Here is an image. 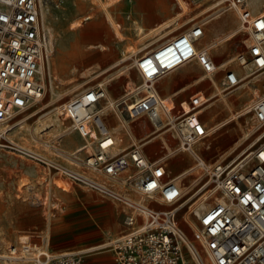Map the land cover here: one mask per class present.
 I'll list each match as a JSON object with an SVG mask.
<instances>
[{"label":"built area","instance_id":"1","mask_svg":"<svg viewBox=\"0 0 264 264\" xmlns=\"http://www.w3.org/2000/svg\"><path fill=\"white\" fill-rule=\"evenodd\" d=\"M65 2L0 0V124L4 125L0 140L53 85L54 76L45 66L55 44L44 9L62 7ZM218 6L220 14L235 11L240 28L249 36L246 49L233 59L240 67L250 66L263 75L261 95L245 108V113L253 112L258 126H262L264 7L255 10L251 0H221ZM206 23H193L134 61L145 81L137 91L141 97L131 93L121 99H107L106 87L98 82L60 105L59 115L66 125L63 132H78L84 139L83 147L68 158L72 165L10 139L4 144L122 208L125 229L106 244L118 264H188L191 258L198 264H264V142L238 160L209 162L202 146L211 147V129L201 109L212 96L198 90L180 99L177 93L163 94L159 86L169 72L197 61L212 84L215 79L228 93L239 88L242 78L236 66L218 63L209 47L201 46ZM220 71L223 74L219 77ZM107 112L125 117L130 125L148 117L155 129L160 127L164 132L163 139L169 142L170 134L178 139L177 149L194 158L189 168L200 183L195 192L209 185L219 192L220 198L197 215L192 235L180 223L185 192L181 182L171 176L165 154L150 158L144 150L146 140L122 145L124 137L116 135L105 121ZM127 132L132 129L127 128ZM90 145L93 151L88 149ZM58 153L64 157L68 154L62 149ZM12 247L6 257L11 263L86 264L89 252L86 248L54 251L32 242L24 243L22 251Z\"/></svg>","mask_w":264,"mask_h":264},{"label":"rangeland","instance_id":"2","mask_svg":"<svg viewBox=\"0 0 264 264\" xmlns=\"http://www.w3.org/2000/svg\"><path fill=\"white\" fill-rule=\"evenodd\" d=\"M101 1L104 2L102 4L108 5L115 21L121 24L125 38L120 39L116 35L105 11L103 9L100 11L92 0H66L62 7L44 9L45 22L55 44L54 56L57 55V49L61 44H64L65 52L61 58L62 65L57 70H52L53 85L48 87L44 99L20 115L16 125L7 131L0 140V255L6 256L13 245H17L18 249L22 251L24 242L21 241L24 240L22 239L24 236H28V242L37 246L50 248L54 251L69 250L80 247L87 248L104 241H111L121 235L126 226L125 214L118 204L73 183L62 174L50 172L42 164L19 153L12 147L4 145L9 142L8 139L35 148L37 151L64 163H70V159L63 155L60 156V153L56 151L62 148L69 152L73 148L67 146L65 142L67 133H64L63 129L66 128V125L62 123L60 130L55 133L52 130L43 131L42 138L39 134L34 133L35 128L50 122L52 117H60L58 114L63 102L75 93L98 82H103L106 87L107 99L124 98L125 92L143 82L138 69L134 66V61L143 52L148 51L171 34L185 29L194 21L207 20L206 36L202 40L206 46L219 36L224 35L230 26H232L231 29H236L237 33L234 37L223 44L219 51L215 52L214 49L211 52L217 62L234 58L239 51L246 49L245 43L249 36L240 28L238 14L231 10L220 14L218 1L221 0H148L157 7V12L161 15L152 20L143 18L144 14L140 13V10L144 12V6L148 7V3L144 0ZM76 2L80 5H77ZM251 3L255 10H261L264 7V0H251ZM229 13L234 17L230 20L232 24L220 26L222 19ZM87 15L91 17L85 19ZM73 21L81 23L77 28L70 29ZM162 22L166 23L161 29L148 33ZM139 23L144 27L142 32L138 31L136 26ZM97 24L108 32L109 39H102V42L108 43L107 48H103L101 45L90 46L88 45L91 41L89 36L82 37L85 29ZM167 24L168 26L164 27ZM215 24L219 26L218 32L221 35H214L212 32V26ZM170 30H172L171 33L163 36ZM132 45H137L139 50L132 55L129 52L130 56L125 58V51H128V46ZM127 65L129 67H126ZM228 65L240 67L234 59L229 61ZM189 66H195L199 72H204L201 65L197 61H193L183 68L177 69L176 73ZM239 71L242 78V90L247 92L244 96L237 98L236 92L241 89L239 87L232 93L229 92V96L234 99V107L241 108L253 105L261 95L263 75H258V72L250 66L242 67ZM222 74L223 71H220L218 76L220 77ZM203 83L207 86H192L186 92L191 93L198 88H203L210 96L214 92L217 93L207 103V105L211 103L210 107L206 108L207 105H205L201 109V116L211 129V135L208 137V140L212 142L211 147L207 149L202 146V154L209 162L238 160L264 142V125L258 126L253 112L244 113L238 119L213 132V122L224 119L228 115V108H223L221 105L222 94L228 92L224 91L220 85L218 87L213 85L208 78ZM254 88H257V93L253 90ZM214 109H219V112L213 118L211 112ZM22 119L23 123L19 124ZM121 119L124 120V117ZM58 120L62 121L61 118ZM22 124L24 127H21ZM152 127L153 124L150 123L148 129ZM3 128L4 125L0 124V129ZM60 133L61 135H59ZM32 136L40 139H33ZM161 139L163 140L162 137ZM254 140L257 141V144L247 151V146ZM45 141H49L50 145H46ZM157 141L152 144L158 146L159 149L151 145H147L146 149L150 146L153 156L164 155L166 149ZM169 143L173 152L164 155L163 159L168 161L172 168L170 174L174 175L177 171L193 164L194 158L189 153L177 149L178 139L173 138L170 134ZM88 149L94 150L91 145ZM82 153L86 154L85 151ZM181 158L184 163L175 169L174 167L180 164L179 159ZM191 178H195L194 173L185 179V183H188ZM196 182L194 190L190 194H186L185 200L197 190L200 183ZM207 189L214 192L212 185L204 188V190ZM214 193L219 195L218 191ZM197 198L194 196L179 211L180 223L189 235L193 234L196 224L188 222L184 212L190 210V205ZM214 202L215 196L210 198L207 208ZM191 215L197 222V215H194V212ZM188 261V264H198L193 258ZM0 264L29 263L23 261L8 263L5 257H0ZM86 264L118 263L113 258L112 250L108 245H105L89 250Z\"/></svg>","mask_w":264,"mask_h":264},{"label":"bare ground","instance_id":"3","mask_svg":"<svg viewBox=\"0 0 264 264\" xmlns=\"http://www.w3.org/2000/svg\"><path fill=\"white\" fill-rule=\"evenodd\" d=\"M92 2H94L96 4V6L99 7L98 9L100 11L102 9L105 11L108 19L111 21V23L113 25V28L115 30L114 32L116 33V35L120 39L125 38V35H124L123 31L121 30V24L119 22H116L115 21L113 14L108 9V5L102 4L104 2H102L101 0H92ZM219 2L220 1H218V3ZM76 4L77 5H80L77 2H76ZM231 19H234V17H233V15L231 13H229V14L225 15V17L222 19V21L227 22V23H230V20ZM80 23H81L80 21H73L72 24L70 25V29L77 28ZM136 26L138 27V31H141L142 32L144 30V27L140 23L137 24ZM164 27H166V26H164ZM159 29H161V28H159ZM158 30H155V31H158ZM148 33H152V31L151 32H148ZM166 33H164L163 36L166 35ZM236 33H237L236 32V29H230L224 35L219 36L218 38H216L215 41L212 40L213 42L212 43H209V45H207L209 47L210 52L214 51V49H215V52L216 51H219L220 50L219 48L222 47V45L225 44L227 41H229L230 39H232ZM86 35H88L89 36V39L91 40L88 43V45H90V46L101 45L103 48H107L108 47V43L107 42H105V43L102 42V39H106V40L109 39L108 32L103 27H101L99 24L94 25V26L90 27L89 29H85L84 30V35L82 37L85 38ZM96 41H98V42H96ZM138 50H139V48L137 47V45L136 46L135 45L128 46V51H125V58L129 57L130 55H132V53H135ZM64 52H65L64 44H61L59 46V48L57 49V55L54 56V54H53L54 58L52 56L51 59H50V61H49V63L45 66L46 71L47 70H50V72L52 73V70H57L62 65L61 58H62V55L64 54ZM129 52L131 53L130 55L128 54ZM54 53H55V51H54ZM52 58H53V60H52ZM231 60H233V57L232 58L223 59V60L219 61L218 63H222V62L225 63V62H229ZM126 67H129V65H127ZM246 67H243V68H246ZM139 73H140V71H139ZM140 75H141V73H140ZM258 75H260V74H258ZM207 76H208L207 74L200 73L199 75H197L196 79L197 80H200V81H204V80H206ZM141 77H142V75H141ZM142 79H143V82L140 83V84H138V85H136L134 88H130L127 91L125 97L127 95L131 94V93H135L136 94L137 91L141 90L144 87L145 81H144V78L143 77H142ZM213 85H216L218 87V83H217V81L215 79H214V84ZM242 86L243 85H240L239 87L241 89L236 92V97L237 98H240V97L244 96L246 94V92H247V91L242 90ZM253 90L256 91V93H257V88L256 89L254 88ZM219 92L220 91L218 90V93ZM230 93H232V92H230ZM230 93L222 94V100L223 101L220 100V101H222L221 102V105L223 106V108H225V107L228 108V115L224 119L216 120V121L213 122V124H212V130H213V132L218 131L223 125H226V124L230 123L231 121H234L235 119H238L241 115H243L245 113V108H247V107H249V106L252 105V104L251 105H247V106L241 107V108L234 107V105H233L234 104V99L231 98V96H229ZM216 94L217 93L214 92L212 94V97H214ZM251 94H252V92H251ZM141 96H142V94H139V95H137V98H139ZM210 105H211V103H209L206 108L210 107ZM218 112H219V109L212 110V112H211L212 113V117L213 118L216 117L218 115ZM58 118H60V117H58ZM58 118H56V116L55 117H52V119H51L50 122L43 123L41 126L36 127L35 128L36 131L34 133L39 134L41 136V138H42L43 137V134H42L43 131H46V130L51 131L52 130L53 133H55L56 131L60 130V127H61L63 121H59ZM23 121L24 120L22 119L19 122V124L23 123ZM157 125L159 126L158 123H157ZM122 126H127V122L126 121L125 122H120L116 126L115 129H119ZM21 127H24V125L22 124ZM155 130L156 131L153 132L152 139L150 141H152L154 139H157L162 144V147H164L165 149L167 147L169 148L168 150L166 149V155L171 154L173 152V149L169 146L168 143L163 142L162 139H161V137H163V134L160 131H162V130H160V127H158ZM130 135H132V133ZM148 136H150V135H148ZM248 136H249V134H248ZM38 138L39 137H36V136L33 137V139H36V140ZM66 140H69L72 143V146L71 147H73V148L69 152L66 151L68 154H65V155L67 156V158L72 159L70 154H73L78 149H81L83 147L84 143H82V142L79 141V139L77 138L75 132H68L67 135H66V137H65V141ZM45 144L46 145H50L49 141H45ZM256 144H257V141H255V140L253 142H251L247 146V148H248L247 151L250 150V149H252ZM148 145H150V142H149ZM23 146L26 147V148H28V149L36 150L35 148L27 147L25 145H23ZM61 149L62 148H59L56 151H60ZM62 150H64V149H62ZM41 153H43V152H41ZM43 154H45V153H43ZM182 159L183 158L179 159L180 164H181ZM67 164L72 165V162L67 163ZM180 164H177L174 168L177 169ZM190 173H191L190 169H188V167H185L183 170L177 171L174 175H172L173 177L177 178L179 182H181L182 189L185 192V196H186V194H190L194 190V187H195V185L197 183L196 180H193V179H191L188 183H185V179L190 176ZM25 184H27V183H25ZM200 192H201V194H200ZM191 195H192L191 197H189L187 200H185L182 203V206L181 207H183L189 200H191L192 198H194V196L195 197H198L190 205V210H187L186 212H184V216L186 217L187 221L195 225L196 224V220L193 218V216L191 215V213L194 212V215H201V213L207 208V205L210 203V198H212V197L215 196V200H216V199H219L220 196L217 195V194H215L214 192H212L211 189H207V190L202 189L200 191L194 192ZM22 239H24V240L21 241V242H24V243L28 242V236H24ZM108 242L109 241H104V242H101V243H98V244H94V245H91V246L87 247L86 249L87 250L97 249V248H100V247L105 246ZM15 246H17V245H15ZM10 248H13V247L11 246ZM0 257H5L6 258L7 255L6 256L5 255H0Z\"/></svg>","mask_w":264,"mask_h":264},{"label":"crops","instance_id":"4","mask_svg":"<svg viewBox=\"0 0 264 264\" xmlns=\"http://www.w3.org/2000/svg\"><path fill=\"white\" fill-rule=\"evenodd\" d=\"M148 3V7L144 6V12L140 10V13L141 14H144L143 15V18H147L148 20H152V19H156L158 18L159 16H161L158 12H157V7L156 6H153L151 4V2H149L148 0H144ZM197 21H204V20H197ZM197 21H194L193 23L197 22ZM207 21V20H206ZM166 22H162L161 24H159L158 27H153L151 31H155V30H158L159 28H161L163 25H165ZM192 23V24H193ZM191 24V25H192ZM207 24V23H206ZM224 24H229L231 25L232 23H227V22H224L222 21L220 23V26L221 25H224ZM189 25V26H191ZM168 25H166L167 27ZM188 26V27H189ZM232 26H230L226 32H228L230 29H231ZM187 28V27H186ZM185 28V29H186ZM184 30V29H183ZM219 26L217 24L213 25L212 26V32L214 33V35H221L219 32ZM182 31V30H180ZM180 31H177L171 35H174ZM172 30L170 31H167L166 35L171 33ZM225 32V33H226ZM224 33V34H225ZM164 35V36H166ZM170 35V36H171ZM206 36V25H205V35L204 37L201 39V46H204V47H208L206 46V44L203 43V39L205 38ZM169 37V36H168ZM154 47V46H153ZM213 55V53H212ZM185 66V65H184ZM184 66H182L181 68H183ZM238 70L242 67H236ZM180 69V68H179ZM177 70V69H176ZM176 70H173L171 72H169L168 74H166L164 77L163 80H161V82H159V86H160V89L162 91L163 94L167 95V94H172V93H177L178 97L180 99H185V98H188L192 93L198 91V90H205L203 88H198L194 91H192L191 93H187L186 91L191 88L192 86H196V85H200L202 87H206L207 85H205V83H203V81H200V80H197L196 77L197 75H199L200 73L202 72H199L198 69L194 66H189L187 67L185 70H182L178 73H176ZM197 73V74H196ZM204 74H206L205 72H203ZM169 75V76H167ZM167 76V77H166ZM205 81V80H204ZM179 84V85H178ZM178 85V86H176ZM176 86V87H174ZM127 92H125L124 96L126 95ZM122 117H118L114 112H107L106 115H105V121L107 123V125L110 127V129L116 133V135H122L124 137V140H123V143L122 145H127L129 143H131L133 140H136V141H140V140H146V144L144 146V150H145V153L152 159H156L158 158L159 156H153L152 155V148L151 147H147L146 149V146L149 144L150 142V145L151 146H154V147H158L156 146L155 144H152L153 142H155L157 139H154L152 141H150L152 139V135H153V132L156 131L155 130V127L153 126L151 129H148V126L149 124L151 123L150 120L148 119V117H141L139 119H137L136 121H133V123L130 125L127 121V119H125L124 117V120L121 119ZM203 118V117H202ZM127 122V126H122V127H118L119 129H115L116 126L120 123V122ZM205 121V119H204ZM206 122V121H205ZM115 126V127H114ZM127 128H131L132 129V132H127ZM160 131V130H159ZM162 132V134L164 133L163 131H160ZM132 133V135H130ZM77 138L79 139L80 142L84 143V139L80 136V134L78 132H75ZM150 135V136H148ZM133 136V137H132ZM148 136V137H147ZM134 138V139H133ZM163 142H166L169 144V142H167L165 139L162 140ZM67 146H72V143L69 141V140H66L65 141ZM158 142V141H157ZM74 145V144H73ZM170 146V144H169ZM171 147V146H170ZM159 149V147H158ZM163 149V148H162ZM167 150L169 149L168 147L166 148ZM162 155V154H161ZM166 155V153H165ZM182 163L180 165H182L184 163V160L182 159L181 161ZM192 165V164H191ZM190 165V166H191ZM189 166V167H190ZM168 167H169V170H170V173L172 171V168L170 166V164L168 163ZM188 167V169H190ZM181 171V170H179ZM191 171V169H190ZM191 174V173H190ZM172 176V175H171ZM193 180H195L194 178H191ZM81 248V247H80ZM84 248V247H83ZM77 249V248H76ZM68 250V249H67ZM69 250H72V249H69ZM58 251H65V250H58ZM6 261L8 263H10L7 259Z\"/></svg>","mask_w":264,"mask_h":264},{"label":"snow or ice","instance_id":"5","mask_svg":"<svg viewBox=\"0 0 264 264\" xmlns=\"http://www.w3.org/2000/svg\"><path fill=\"white\" fill-rule=\"evenodd\" d=\"M262 27H264V25H262Z\"/></svg>","mask_w":264,"mask_h":264}]
</instances>
